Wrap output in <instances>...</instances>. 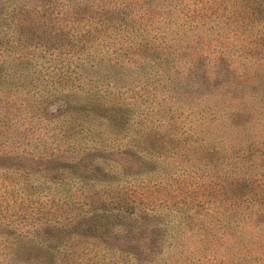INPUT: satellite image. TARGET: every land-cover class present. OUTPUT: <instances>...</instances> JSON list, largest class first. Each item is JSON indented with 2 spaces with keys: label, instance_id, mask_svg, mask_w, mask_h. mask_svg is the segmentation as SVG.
<instances>
[{
  "label": "trees",
  "instance_id": "1",
  "mask_svg": "<svg viewBox=\"0 0 264 264\" xmlns=\"http://www.w3.org/2000/svg\"><path fill=\"white\" fill-rule=\"evenodd\" d=\"M41 60L57 71L52 73L57 85L53 78L44 82L46 73H33V68L42 67ZM9 68L15 71L8 72ZM134 73L138 76L132 78ZM194 78L201 85L215 83L218 96L228 101L231 132L248 135L246 148L228 154V198L217 200L206 213L197 210L195 199L186 202L183 197L172 203L173 211L159 206L145 210L136 208L134 200L120 203L114 198L103 204L100 214L20 233L44 237L30 242L9 239L16 230L0 225V237L6 236L0 238V264H127L126 259L129 264H264V0H0V99L35 102L38 95L57 94L60 105L54 112L64 116L75 112V121L103 118L111 127L107 128L111 134L102 130L108 136L139 141L141 146L134 150L120 149V156L132 155L144 163L151 156L155 160L148 167L155 169L171 157H181V143L187 137L161 133L155 123L150 131L134 128L130 133L128 114H122L123 124L113 123L115 114L109 124L108 113H121L128 106L115 102L111 91L119 93L133 85L147 93L143 88L153 87L154 81L180 79L185 85ZM171 97L160 96L179 103ZM51 106L52 102L43 106L44 121L54 117ZM0 108L8 114L15 111L8 102ZM96 136H102L99 130ZM23 151L0 152V169L27 173L28 164L36 160ZM44 158L49 168L42 171L41 182L35 179L43 189L66 186L63 176L70 179L74 168L84 163L51 153ZM39 159V167L44 166ZM138 218L149 220L157 230L149 260L137 258L125 243L114 242L124 237L123 232L112 237L105 229L110 240L94 239V253L87 259L68 243L78 235L87 237L88 230L82 229L90 220L104 219L105 225L111 223L120 232L125 219ZM97 247L113 256L95 258Z\"/></svg>",
  "mask_w": 264,
  "mask_h": 264
},
{
  "label": "rangeland",
  "instance_id": "2",
  "mask_svg": "<svg viewBox=\"0 0 264 264\" xmlns=\"http://www.w3.org/2000/svg\"><path fill=\"white\" fill-rule=\"evenodd\" d=\"M224 34L228 35V31L226 30ZM40 63L42 67L33 68L35 70L33 73L35 75L38 72L46 73L44 82H51L53 78V84L57 85L52 75L57 71L51 70L52 67H47L48 63L42 60ZM7 71L12 72L15 69L9 68ZM132 75L134 78L138 73ZM149 80L153 81L152 78ZM154 82L153 87L143 88L147 93L138 91V87L133 85H130V88L124 85L129 89L122 88L119 93L111 91L110 96L115 102H122L128 106L121 113H108L106 120L110 124L115 114L117 119L113 123L119 126L123 124L122 114H128L127 124L133 126L130 133L134 128L143 132L150 131L155 123L161 133L180 136L182 139L187 137V141L181 143L184 144V151L180 150L181 157L175 160L171 157L156 165L155 169L148 167L151 160H155L151 156L144 158L150 159L145 163L132 155L120 156V152L118 153L120 149L134 150L141 145L135 139L119 140L105 134L102 130L105 129L107 132L109 131L107 128L111 127L107 126L103 118L75 121V118H78L75 112L74 115L67 116L54 112L55 107L60 105V97L57 94L50 98L38 95L40 99L35 102L21 97L7 100V97L3 96L2 100L0 99V105L8 102L15 108L11 114L3 109L0 111V124H3L0 127V152L20 153L24 150L22 155L31 153L28 156L35 157L36 160L28 164L31 169H28L27 173L14 168L0 169V225L7 224L6 226L16 230L14 235L8 237L9 239L16 238L28 242L44 240L41 235L29 234L23 237L20 233L38 227L64 226L68 224L66 221L69 218L80 220L94 213L100 214L103 204L114 198L120 203L122 200H134L136 208L145 210L159 206L158 209L173 211L176 207L172 203L183 197L186 202L193 199L196 200L195 204L199 202L196 206L199 212L208 211L217 200L228 198V154L239 148H246L245 138L248 136H237L231 132L228 101L225 102L223 97L218 96L219 90L216 89L215 83L206 82L201 85L197 78L185 85H181L180 79H175L173 82L162 80L161 84ZM42 84L44 86L45 83ZM176 90L181 93L176 94ZM161 95H168V98L174 96L179 99V103L173 105L171 101L161 99ZM51 102L49 112H52L54 117L44 121L47 116L43 115L45 111L43 108ZM80 127L83 132H78ZM88 127L89 129H86ZM98 130L102 135L100 138L96 136ZM174 146L177 148L180 144ZM107 152L113 154L109 155ZM50 153L53 157H61V160L77 162L84 160L81 167L74 168L69 174L70 179L63 176L65 179L63 184H66L64 187L50 189L37 187L35 179L38 178L41 182L42 171L49 168L44 156ZM37 159L45 162V165L39 167ZM37 171L40 174H35ZM173 172L175 173L172 174ZM26 176L30 178L29 181L25 180ZM167 179L172 182H166ZM33 180L35 187L32 188ZM111 181L117 183L109 185ZM17 185L19 188H16ZM103 220H90L85 224L82 231L88 230L86 238L78 235L69 240V245L80 253V257L83 259L92 257L95 250L92 246L95 243L92 241L107 238L103 234L106 232L105 229L112 237L119 236L123 232L122 239L111 240L118 244L125 243V249L137 258L149 260L152 257L150 244L154 242L157 230L148 223L149 220L125 219L126 224L120 228L121 233L111 223L105 225ZM89 234L93 235L89 236ZM0 238L5 239L6 236ZM96 250L95 258L104 259L113 256L100 247ZM222 253L227 252H219ZM126 260L127 264L129 261L131 263V260Z\"/></svg>",
  "mask_w": 264,
  "mask_h": 264
}]
</instances>
